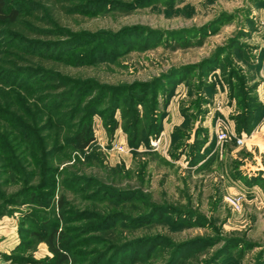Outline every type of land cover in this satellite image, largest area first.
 I'll return each instance as SVG.
<instances>
[{"label": "rangeland", "instance_id": "rangeland-1", "mask_svg": "<svg viewBox=\"0 0 264 264\" xmlns=\"http://www.w3.org/2000/svg\"><path fill=\"white\" fill-rule=\"evenodd\" d=\"M101 1L60 15L94 33L57 69L124 89L88 91L75 118L59 115L77 95L49 105L44 157L21 120L0 121V182L37 163L47 182L36 201L0 199V264H55L52 230L62 264H264V0ZM33 82L5 86L32 105L27 123L44 107Z\"/></svg>", "mask_w": 264, "mask_h": 264}, {"label": "trees", "instance_id": "trees-1", "mask_svg": "<svg viewBox=\"0 0 264 264\" xmlns=\"http://www.w3.org/2000/svg\"><path fill=\"white\" fill-rule=\"evenodd\" d=\"M71 1L73 0H0V121L4 117H8L13 122L21 120L19 122L22 125L25 124V128L28 127L30 132L36 136L39 135V140H41L39 153L42 157L51 149H55L56 142L59 140V133L49 130V125H54L52 119L55 115H53V110L47 108L49 105L70 102L72 97L77 95L76 99L73 98L75 99L73 108L59 115V120L64 115H73L75 118L81 111L79 107L81 96L88 91L93 89L99 93L101 89L108 92H111L114 87L124 89L122 86L101 84L90 76H72L57 69L62 64L64 66L73 64L71 59L65 57L66 52L79 46L83 41L87 42L89 38H93L94 32L85 29L73 31L60 24L58 19L61 14L85 15L87 12L88 4L84 3L89 0L75 5H70ZM97 1L96 6L102 3V1L99 2L100 0ZM106 1L130 4L140 0ZM7 45L13 48L7 49ZM27 81H34L36 84L43 83L37 89L40 93L35 99L41 100L40 102L44 105L43 108L35 107L33 114L30 112L31 118L28 123L21 119L25 115L22 111L29 116L27 112L31 111L32 105L23 106L17 97L16 90L5 88L10 85L25 91L28 89L25 85ZM77 121L78 126H76L72 140L76 147L82 149L89 145L91 136L88 127L84 124L85 118L80 117ZM61 122L63 120L59 123ZM0 163L3 166L1 159ZM36 166L37 168L22 172L18 180L14 179L15 175L12 172L10 176L2 180L0 187L3 188L0 191V199L15 201L17 195L25 194L30 196V201H36L40 185L47 183L42 175L41 164L37 163ZM11 176L12 180H10ZM12 181L18 183L17 188L9 191L7 185H10L9 182ZM56 234L57 230H52L46 241L56 258L55 264H62L68 260L67 249L61 240L58 242L54 240ZM38 236L44 237L42 234Z\"/></svg>", "mask_w": 264, "mask_h": 264}, {"label": "built area", "instance_id": "built-area-1", "mask_svg": "<svg viewBox=\"0 0 264 264\" xmlns=\"http://www.w3.org/2000/svg\"><path fill=\"white\" fill-rule=\"evenodd\" d=\"M228 202H230V204L235 207L238 208L239 207V201L236 198H232V196H228Z\"/></svg>", "mask_w": 264, "mask_h": 264}]
</instances>
